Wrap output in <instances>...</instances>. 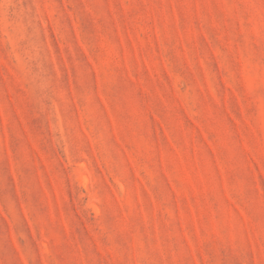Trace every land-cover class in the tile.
Instances as JSON below:
<instances>
[{"label":"rangeland","instance_id":"1","mask_svg":"<svg viewBox=\"0 0 264 264\" xmlns=\"http://www.w3.org/2000/svg\"><path fill=\"white\" fill-rule=\"evenodd\" d=\"M0 264H264V0H0Z\"/></svg>","mask_w":264,"mask_h":264}]
</instances>
